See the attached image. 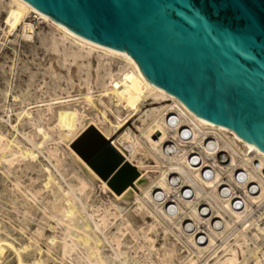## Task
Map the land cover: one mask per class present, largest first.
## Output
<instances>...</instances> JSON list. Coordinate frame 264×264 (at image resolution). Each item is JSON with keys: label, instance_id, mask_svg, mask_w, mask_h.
Wrapping results in <instances>:
<instances>
[{"label": "bare ground", "instance_id": "6f19581e", "mask_svg": "<svg viewBox=\"0 0 264 264\" xmlns=\"http://www.w3.org/2000/svg\"><path fill=\"white\" fill-rule=\"evenodd\" d=\"M7 7L5 34L11 33L27 16L35 14L60 31L63 39L76 45V48L66 47L64 55L73 62L79 60V64L72 74L67 61L64 87L58 82L59 70L50 63L48 70L55 73L56 80L46 91L40 88V92L45 95L48 90L53 94L60 88L67 90L75 76L87 92L83 93L82 105L70 95L59 98L61 93L52 95L49 100H38L39 97L35 100L36 94L33 96L31 92L26 102L17 96L19 111L14 124L10 122L11 129L5 132L7 122H0V138L10 134L11 138L24 140L28 147L23 157L0 150V164L9 158L0 168V264H264V228L248 221L243 228H236L233 219L224 217L227 211L214 207L216 211L212 212L225 219V233L211 232L206 244L200 246L185 225L204 223L195 205L182 202L180 211H165L163 192L166 195L173 192L168 185L172 174L180 175L184 183L197 187V196L204 203H210L209 197L215 196V189L209 183L196 184L197 177L186 165L182 150L174 155L165 152L166 120L176 113L182 123L194 127L199 141L205 136H215L221 146L231 148L244 158H248V152H255L264 161V154L232 132L197 118L177 99L150 84L127 55L73 34L23 0H8ZM93 53L97 60L93 66L94 74H91L90 55ZM62 60L63 57L58 58V63L62 64ZM114 61L117 64L112 68ZM14 73L10 67L6 78L10 81L11 77H16ZM48 78L50 80L51 75ZM43 83L47 84L45 78ZM22 84L18 83L17 91L27 89V85ZM92 85L97 88L96 102L101 107L93 102ZM78 103L81 108L76 105ZM86 105L94 107L89 114L92 120L97 117L101 123L96 127L105 142L98 140L94 130L98 143L91 152L83 153L82 159L72 151L63 153L60 159L50 149L43 150V145L37 148L22 131L25 123L38 125L45 117L48 123H61L58 135L69 141L71 131L67 124L71 121L82 124L80 119H84L85 114H79L81 109L87 110ZM33 107L37 109L36 115L30 111ZM107 111L114 120L108 119ZM132 119L138 124L129 125ZM8 120H11L10 115ZM76 123L74 127H77ZM109 148L115 149L122 160L107 179H101L102 190H108L107 184L127 163L132 164L140 176L123 192L113 195L108 204H100L96 201L98 198L89 203L91 183L99 178L90 166L91 160L107 153ZM150 160L155 165H147ZM150 167L157 170L153 174L143 173L142 168ZM89 206L94 212L103 209L100 220L88 212ZM138 215L148 217L149 222L139 220ZM158 237L162 242L156 247L154 242ZM178 244L185 248L186 254H178Z\"/></svg>", "mask_w": 264, "mask_h": 264}, {"label": "water", "instance_id": "95a60500", "mask_svg": "<svg viewBox=\"0 0 264 264\" xmlns=\"http://www.w3.org/2000/svg\"><path fill=\"white\" fill-rule=\"evenodd\" d=\"M23 1L73 34L127 55L197 118L264 154V0ZM121 160L109 148L90 166L104 180ZM124 169L129 176L114 186L119 192L137 177L129 163Z\"/></svg>", "mask_w": 264, "mask_h": 264}, {"label": "rangeland", "instance_id": "374dc122", "mask_svg": "<svg viewBox=\"0 0 264 264\" xmlns=\"http://www.w3.org/2000/svg\"><path fill=\"white\" fill-rule=\"evenodd\" d=\"M7 5H8V0H0V72H1L0 74V119H2L0 120V122H3V121H4L3 123L9 122L8 123L9 125L7 123L5 124L7 128L5 132L11 129L10 122L14 124L13 120L15 121L16 114L19 111L17 109L19 108V105L16 104L17 98H18L17 96H19L20 99L23 98L22 100L26 102L28 101V99H30L29 95L31 92H33L31 93L33 94V96L35 94L37 95V96L35 95V100L37 99L38 100H43V99L49 100L48 98L55 96V94H57L56 96H58L61 93L58 96L59 98L68 97L70 95L71 98L77 99L78 102L80 101L79 103H81L80 105H82V99H83L82 97L87 92L86 87H83L84 85L80 86L79 82L77 81L78 77L76 76L75 78L72 77L73 87L67 86L68 87L67 90H66V87L62 89L64 87V84H66L64 77L67 73V69L65 66L68 64V62H70L69 72L73 74L75 70L74 68H76L77 64H79V60H76L73 62L71 58H68L64 55L66 54V50H67L66 47L72 46L76 48V45L66 39H63L61 37L60 31H58L55 27H53V25L50 24L49 22L40 19L35 14L27 16L28 18L26 17L25 20L14 29L15 31L13 30L11 33L5 34L4 32L7 29V26L4 23V18L7 15V10H6L8 9ZM60 54L62 56H60ZM60 57H63V60L61 62L62 64L58 63V58ZM90 58H91L90 60L91 66L89 67V71L91 74L92 73L94 74L93 66L95 65L96 60H97L96 53L91 54ZM50 63L54 64L55 67L59 70V73L61 76L58 79L60 81L58 80L57 81L59 83L61 82L60 85L62 86V88L60 89L62 90V92L59 89V90H56L55 93L53 94L51 90H48L47 93L43 95L44 93L40 92L39 89L42 88L43 91H46L47 88L49 89L50 86L52 85L51 82L56 80L55 73L48 70V65ZM116 64H117V61L112 62L111 67L115 68ZM10 67L12 70H14L15 72L14 74L16 77L14 76L11 77V80L9 81L8 78H6V76L9 75ZM49 75H51V78H50L51 81L48 78ZM52 77L55 79H52ZM43 78H45L47 84L43 83ZM19 82L20 84L23 83L22 85H27V89L25 91H19V90L17 91L16 87ZM45 86L47 87L45 88ZM91 92H92V96L94 97L93 102L96 105H98V107H101V105H99V103L96 102L99 93L97 92V88L93 87V85H92ZM47 94H50V95L48 96ZM36 97H39V98L36 99ZM33 98L31 99V101L32 100L34 101ZM79 103L76 105L79 106V108H81L82 106L80 107ZM88 106L90 107L91 105L85 106V108L88 110V113H87V110H84V109L80 110L81 113L79 114V116H82L83 114H85L83 115L84 119H80V123L82 124L72 122V121L71 123L67 124V126L69 127V130L71 131L69 134V141L65 140L64 137L60 138V136L58 135V130L61 128L60 127L61 123H58V122L48 123L45 117H43L42 120L38 122V125H32L30 123H25L22 126V131L27 138H29L36 144L37 148L43 145V148H42L43 150L50 149L51 152H53V154L55 153L54 155H56L58 158L60 157L63 158V153L66 154L69 151H72L74 154L81 157V154H79L76 151L75 147L85 152H91L93 150L92 148L96 146L98 143L93 131L95 130V134H96V131L97 133H99L97 130V127L101 125L97 117L96 118L94 117L92 120L90 116L91 114L89 113L94 107L92 108L91 106V108H89ZM146 108L147 107H145L144 109ZM30 111L32 112L33 115H36L37 109L33 107L31 108ZM107 113L108 114H106V116L108 117V119L114 120L113 115L109 111H107ZM43 114L45 113L42 112V115ZM9 115L11 116L10 121L8 120ZM97 115L98 114L96 113L95 116ZM125 115H123V117ZM134 122H136V119H134L133 121H130L129 125L132 126ZM75 123L77 124L76 125L77 127H74ZM136 124H138V122H136ZM96 125L98 126L96 127ZM0 150H2L4 153L12 151L13 153H18L20 157H23V154L28 150V147H27V143L24 140H22L21 138H15V137L11 138L9 134L7 136H3L0 138ZM111 159L112 158L109 155L103 156L102 164L108 165L111 162ZM8 160L9 158H5L3 162L1 163L2 166L0 164L1 166L0 168H2ZM85 162L87 165H89L88 161L84 160V163ZM146 164L149 166L155 165L153 160H150ZM129 165L133 167L135 171L137 172V177L135 178L136 180L138 176H140V174L132 164L129 163ZM142 169H144L143 173L147 171L146 173L151 172L152 174L154 173L153 171L157 170V168H151V167L142 168ZM128 176H129L128 170L124 169L116 178H113L108 184L106 183L108 187V190L106 191L101 189V179L102 178L98 176L99 178L96 179L93 183H91L90 190H91L92 198L90 197L91 199H89L90 200L89 203H92L93 200H96L94 198H98L96 201H99L100 204L102 203L108 204L109 201L114 197L113 195H118L121 192H123V191L119 192L118 189H116L114 186L118 187L120 183L124 181ZM90 207L91 206L88 207V212L89 213L92 212L95 218L100 220L101 214L104 213L103 209L101 208L100 211L94 212L93 209H91ZM141 218L142 217L138 215V219L141 221L145 220L149 222L150 220L148 217L142 218L143 220ZM171 240L174 242L175 239L171 236ZM161 242H162L161 237L160 238L158 237L156 241L154 242V244L156 247H159ZM177 247L179 248L178 254L180 255L186 254L185 248H183L181 245Z\"/></svg>", "mask_w": 264, "mask_h": 264}, {"label": "built area", "instance_id": "2783aa9c", "mask_svg": "<svg viewBox=\"0 0 264 264\" xmlns=\"http://www.w3.org/2000/svg\"><path fill=\"white\" fill-rule=\"evenodd\" d=\"M166 124L165 152L174 155L182 150L186 165L197 177L196 184L209 183L215 189V196L209 197L210 203H204L197 196V187L184 183L180 175L172 174L168 185L173 192L169 195L163 192V206L168 213L180 211L182 202L195 205L196 211L201 212L204 223H185L197 245H205L211 232L225 233V219L212 211H227L224 217L233 219L236 228H243L245 221L264 228V161L259 155L248 152V158H244L231 148L221 146L215 136H205L199 141L194 127L182 123L176 113L168 116Z\"/></svg>", "mask_w": 264, "mask_h": 264}]
</instances>
